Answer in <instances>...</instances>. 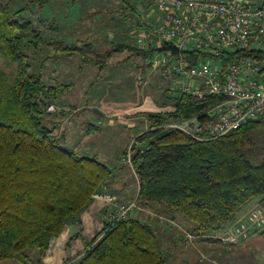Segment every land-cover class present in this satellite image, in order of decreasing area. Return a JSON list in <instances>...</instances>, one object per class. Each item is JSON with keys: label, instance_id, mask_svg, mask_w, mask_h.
<instances>
[{"label": "trees", "instance_id": "16d2710c", "mask_svg": "<svg viewBox=\"0 0 264 264\" xmlns=\"http://www.w3.org/2000/svg\"><path fill=\"white\" fill-rule=\"evenodd\" d=\"M51 1L32 0L31 5L42 7ZM124 1L119 0L126 12L136 14L134 27L142 25L135 6ZM27 9L12 13L0 1V56L16 64L11 82L0 71V261L42 264L51 241L65 226L80 220L97 195H103L105 201L116 196L111 187L116 171L92 154L86 157L85 152L67 148L63 135H56L59 124L52 121L47 109L59 89L42 81L46 58L36 72L32 70L26 50L35 53L43 35L32 18L23 20ZM49 44L55 45L58 55L76 54L102 66L112 53L126 49L142 60L153 53L152 48L138 49L131 39L116 41L103 54L93 52L90 44ZM251 55L264 58V52L242 51L222 59L228 62ZM215 102L209 96L174 95L173 111L146 113L147 129L121 153L136 178L135 201L155 207L169 215V220L179 214L189 224V231H180L192 238L221 229L252 198L264 197V148L256 146L252 136L259 120L201 141L164 126L193 117L203 123L204 112ZM88 128L93 130L91 124ZM252 158L258 162L253 163ZM117 203L110 200L104 206L102 229L85 242L74 261L68 258L64 264H167L168 256L149 223L130 214L113 224L107 222L116 213ZM260 233L264 236V229Z\"/></svg>", "mask_w": 264, "mask_h": 264}, {"label": "crops", "instance_id": "0c3cea01", "mask_svg": "<svg viewBox=\"0 0 264 264\" xmlns=\"http://www.w3.org/2000/svg\"><path fill=\"white\" fill-rule=\"evenodd\" d=\"M115 1L119 2V0ZM128 1L129 2L125 0L124 2L131 3L135 8L141 5L139 0ZM120 3L122 5V2ZM120 11H123L122 15H124L126 21L119 27L114 19L111 20V31H118L119 29H125L126 31L128 28H130V30L133 29L136 22V14L134 15V12L131 13L130 11L126 12L123 6ZM137 11L139 12V10ZM58 29L57 27L55 31H58ZM107 33L108 40L113 37V41L110 45L111 48L112 44L118 40H115V34ZM126 33L127 35L131 34L127 31ZM127 35L124 36V40L128 41ZM109 49H104L103 47L100 52L97 51L96 53H104ZM55 51L54 48V53L51 56L52 65L44 66L42 71L43 83L47 87L59 89L54 103L47 109V112L51 113L52 121L59 124L58 128H60V130L56 131V135L59 136V133L64 132V134L61 133L64 137V145L76 153L81 154V151L78 149L79 144H83L84 146L88 145L89 147L91 143L93 145L91 152L94 154L90 151L85 153L94 155L97 160L103 163L114 161L122 165V162H125L122 156L120 157V154H117L118 148L122 150L125 148L127 149L134 138L147 129L148 124L145 119L146 113H165L171 112L174 109L172 101H165V99L162 100L155 109L149 108V103H151L149 100L150 95H141L140 91L142 90L143 82L146 83V81H142L139 77V73L141 68L146 66L155 67L152 63H149L150 61L146 62L140 57L131 54L128 49L112 53L110 57L104 61V66L95 64L94 61L89 59L84 60L80 55H58ZM114 54H119V56L114 57ZM113 65L114 69L111 70ZM100 75L106 80V84L112 87L106 95L102 94V88H99L100 92L98 94L95 93L94 90V81H96L97 77ZM60 76L61 78L59 80L58 77ZM172 93L173 92H171L172 96L176 95ZM165 94H167V91H163L162 95L165 96ZM103 106L114 111L112 113L114 117L121 113H129L127 114L129 115L127 117V125L121 121L120 117H117L116 123H114L113 119H110L111 114L106 112ZM79 107L81 109H79ZM66 108L72 111L67 112L65 110ZM94 108L101 114L94 113L92 111ZM90 114H92L93 117L90 116ZM131 114L135 115L137 118H132ZM77 115L83 117V120L76 126H73L70 121L76 118ZM66 122L67 127L62 126ZM89 124L93 126V130H89ZM121 127L125 130L123 136L118 135V130H120ZM78 132H81V134L76 138ZM101 132H107L105 137L106 142L104 145L96 147L93 139L98 138L97 134ZM72 138H74L73 141L71 140ZM67 142L70 143V145H67ZM107 146L115 147V150L113 149V152L106 153L103 151V148H107ZM98 148H101V151H98ZM83 152L84 151H82V153ZM127 168L129 169V167ZM113 169H115L114 166H111V170ZM115 171L117 170L115 169ZM115 174H117V172ZM96 204L99 206L98 208L103 206V204L101 206L98 203ZM92 205L95 204L93 203ZM257 209H260L259 216L261 218V225H258L257 230L247 232L246 236L241 237V240L236 244L222 242V237H226L233 227L240 224L239 222L243 221L250 213ZM95 214L99 215V212L96 210L93 211L91 207H88V210L81 213L80 220L65 226L61 233L51 241L48 250L42 257V264H63L68 258L75 260L77 253L83 252L85 242L92 239L94 235L102 229V217L100 215L98 219H95ZM172 217L174 218L167 220L176 223L183 230L189 229V224L177 214H173ZM149 224L156 232L161 248L168 256L167 264H264V236L260 233L264 229V197L262 196L254 197L247 202L237 212L234 221L217 231L204 235H193L194 238L186 237L181 231L169 226V222L166 227L162 224L156 225L151 222H149ZM165 236L168 241H166ZM0 264L21 263L5 260L0 261Z\"/></svg>", "mask_w": 264, "mask_h": 264}, {"label": "built area", "instance_id": "2783aa9c", "mask_svg": "<svg viewBox=\"0 0 264 264\" xmlns=\"http://www.w3.org/2000/svg\"><path fill=\"white\" fill-rule=\"evenodd\" d=\"M139 1L143 23L140 32L136 26L131 34L137 33L134 42L138 49H153L144 61L170 77L167 91L217 100L204 112L203 123L193 117L169 121L165 127L201 141L225 136L247 121H264V58L222 59L236 52H264V0ZM197 56L203 57L196 60ZM96 197L104 199L103 195ZM133 207L130 202H118L116 213L107 222L125 219ZM259 214L260 209L250 213L222 242L236 244L247 232L257 230Z\"/></svg>", "mask_w": 264, "mask_h": 264}, {"label": "rangeland", "instance_id": "374dc122", "mask_svg": "<svg viewBox=\"0 0 264 264\" xmlns=\"http://www.w3.org/2000/svg\"><path fill=\"white\" fill-rule=\"evenodd\" d=\"M0 1L3 4H7L11 9L12 13L16 12L21 7L27 6L28 9L22 13L23 18H25L23 20H29L30 18H32L31 21L34 23L36 30L42 31L39 32L40 35L41 34L43 35V42L39 46V49L35 53L26 50V52H28L29 55L28 57L30 59L29 61L32 62V70H34L35 72L38 70L40 63L44 58H46V61H43L45 67L46 65L49 66L52 65L51 56L54 53V48L56 47L53 44H49V42L63 41V43L68 46H70L69 44L71 43H76L79 46L83 44H90L94 49L93 52H97V51L100 52V50L103 47L104 49L106 48L109 49L111 42L113 41V37L109 40L107 39L108 37L106 35L107 32H108L107 34H111V33L115 34L114 35L115 40H119V41L124 40V36L127 35L125 29L123 30L119 29L118 31H111L112 30L111 29L112 25L110 23L111 20L114 19L119 27H121L120 25L124 21H126L124 15H122L123 11H120L122 10L121 3L116 2L115 0H53L42 7H38L36 5L32 6L31 5L32 0H0ZM142 7L143 6L140 5V7L136 8L137 10H139L140 15L143 13ZM53 24L59 28L58 31L49 28L50 25ZM129 30L130 28L128 29V31ZM132 30L133 29H131L129 33H131ZM136 30H138L137 33L140 32L141 31L140 26L137 25ZM137 33L134 32L133 34L127 35L128 40L131 39L134 42V37L137 35ZM37 41H40V38L35 40L34 43H36ZM99 54H103V52ZM117 56H119V54H114V57ZM15 67H16L15 63L10 62L8 58H5L4 56H0V71L5 74L6 81L7 80L8 82L12 81V77H13L12 73L16 71ZM113 69H114V65L112 66L111 70ZM9 74L11 76H9ZM139 77L142 79V81H146V83L143 82L142 90L140 92L141 95L143 96L150 95L149 100L151 103H149V108L155 109V107L158 106V104L164 99L165 101H172L173 96L171 95V92L167 91L171 87L172 80L169 79L170 77L166 78L165 75H162L160 69L153 68L151 66L149 67L146 66L144 68H141ZM60 78L61 76L58 77L59 80ZM94 82H95L94 83L95 87L94 86L93 87L95 93L97 94L100 92L99 88H102L101 92L103 95L108 94L109 90L112 88L111 85L106 84V80L103 77H101V75L98 76L97 80ZM163 91L165 92L167 91V94L165 96L162 95ZM153 103L156 105H154ZM79 109L81 108L79 107ZM103 109H105L106 112H109V114H111L110 119L112 118L114 123H116V118L120 117L121 121H123V123L127 125V117L129 116L127 114L129 113L127 114L121 113L120 115L114 117L112 115L114 111L105 108L104 106ZM65 110L67 112L72 111V110H68L67 108ZM90 116H92V114H90ZM131 117L134 119L137 118L135 115H132ZM82 120L83 117L77 115L76 118H74L70 122H72L73 126H76L78 123L82 122ZM259 122H260L259 127L253 130L252 136H253V140L256 142V146H260L264 148V121L259 120ZM62 126L67 127V122L64 123ZM122 128L123 127H121V129L118 130V135L120 136H123L125 134V130H123ZM58 130H60V128L57 127V131ZM61 133L64 134V132ZM106 133L107 132L105 133L101 132L100 134H97L98 138L93 139L96 147H100L101 145H104V143L106 142L105 140ZM80 134L81 132H78L76 138L80 136ZM73 139L74 138H72L71 140L73 141ZM66 144L70 145V143L68 142ZM89 147L88 145L84 146L83 144L82 145L79 144L78 149L81 151V153L82 151L91 152V150L93 149V145L90 143ZM114 148L107 146V148H103V151L106 153H110L113 152ZM100 149L98 151H101ZM118 149H117L118 150L117 154H120L121 157L122 151L125 150L126 148L123 150L120 148ZM262 154L263 153L261 151V153H259L258 158H260ZM258 158H252L251 161L253 163H257ZM106 164L110 166H114V168L117 170L116 171L117 174L115 175L114 178V183L111 185V187L114 188L117 193H115L116 196L111 200H116V202L118 201L119 203L129 201L130 204L132 205L134 204V207L132 208L131 211L128 212L127 215L130 214L132 217L138 218L147 223L151 222L156 225L162 224L166 227L168 225L167 217H169V215H163L164 213H161L158 209L156 210L155 207L154 208L146 207L135 201L134 197L136 196V178L133 177L132 175L133 172L127 168L128 167L127 164L122 162V165H120L121 163H115L114 161H107ZM93 203L95 205H92ZM96 203L100 204V206L103 204V206L101 208H98L99 206ZM107 204H109V200L105 201L104 199H101L99 197L93 200L89 208L91 207L93 211L96 210L97 212H99V215L95 214L96 217L95 219H98V217L103 213L104 206ZM86 210H88V208ZM177 215L180 218H182L179 214ZM169 224H170L169 226L174 227L179 231L182 229L176 223L175 224L169 223ZM165 239L166 241H168L166 236Z\"/></svg>", "mask_w": 264, "mask_h": 264}, {"label": "water", "instance_id": "95a60500", "mask_svg": "<svg viewBox=\"0 0 264 264\" xmlns=\"http://www.w3.org/2000/svg\"><path fill=\"white\" fill-rule=\"evenodd\" d=\"M149 63H151V62H149ZM94 113H97V114H101L98 110H96V109H93L92 110ZM85 156L87 157L88 156V153H85Z\"/></svg>", "mask_w": 264, "mask_h": 264}]
</instances>
